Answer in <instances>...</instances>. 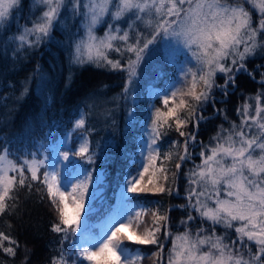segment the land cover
Returning <instances> with one entry per match:
<instances>
[{
	"label": "snow or ice",
	"instance_id": "1",
	"mask_svg": "<svg viewBox=\"0 0 264 264\" xmlns=\"http://www.w3.org/2000/svg\"><path fill=\"white\" fill-rule=\"evenodd\" d=\"M33 7L39 14L19 25L22 0H0V29L13 21L18 25V34L6 41L14 46V61L50 43L56 26L71 17L79 21L72 25L76 30L68 28L58 42L65 49L69 75L72 66L85 64L123 73L116 100L135 103L138 69L153 50L150 46L160 41L173 48L167 62L176 65V72L167 87L153 91L142 117L135 108L125 112V127L139 128L138 148L132 154L122 150L128 163L117 202L97 234L88 219L103 182L104 169L97 164L104 146L90 143L94 129L85 126L83 109L55 142L58 127L50 128L31 150L23 145L14 150L13 140L0 143V214L11 207L8 202L15 200L18 188L43 185L54 215L51 231L60 244L50 264H142L145 258L152 264H264V91L244 98L236 109L239 123L221 125L207 143L197 140L200 124L208 119L203 116L206 105L211 102L215 108L213 90L220 88L226 98L228 85L236 87V75L247 72L246 60L264 52V0H33ZM124 22L127 28L121 27ZM102 23L107 28L97 36ZM112 52L120 58H110ZM51 67L56 70L55 64ZM217 73L224 74L223 85L216 84ZM33 80L41 91L50 83L37 64L20 82L17 100L28 95ZM110 116V126L118 130L116 111ZM173 131L178 138L166 140ZM188 162L192 167L185 172ZM149 196L179 197L185 203L165 208L162 200ZM174 208L186 213L179 221L184 231L175 235L169 215ZM139 246H154L155 251L146 257ZM18 247L0 231V250L6 256L14 257Z\"/></svg>",
	"mask_w": 264,
	"mask_h": 264
},
{
	"label": "trees",
	"instance_id": "2",
	"mask_svg": "<svg viewBox=\"0 0 264 264\" xmlns=\"http://www.w3.org/2000/svg\"><path fill=\"white\" fill-rule=\"evenodd\" d=\"M16 29L17 25L14 21L11 26L0 29V143L13 140L14 150H19L21 145L31 150L50 128L58 127V131H53V142H55L63 137L64 127L71 126L68 123L69 120L76 118L78 110L83 109L86 114L85 126L94 129L88 136L90 143L95 145L96 142H102L104 146V153L97 164V167L104 169L103 182L99 185V193L93 205L96 209L88 219L92 233L97 234L96 224L102 221L115 205L114 197L118 193V184L127 167L128 161L124 159L122 150L132 154L138 148L139 128L138 126L125 127V112L128 108H135L139 116L144 115V107L151 98L147 92L148 86H145L144 81L137 85L134 93L135 103L129 106L123 100L115 99L124 85L121 72L85 64L72 66L71 75H69L65 49L58 43L63 36L56 30L53 40L46 46L42 45L40 49L28 53L26 58L14 61L12 57L14 46L6 44V36L13 32L17 34ZM182 57L183 55L179 56V58ZM37 64L41 66L42 72L48 77L50 83L41 91L36 89V81L33 80L28 95L22 100H17L16 97L22 91L20 82L31 75ZM53 64L56 65L55 71L51 67ZM164 64L161 76L163 82L156 81V87L170 83L176 72L175 64L165 63V61ZM246 68L247 72L241 71L236 75V87L228 89L229 94L226 98L218 88L213 90L215 108L211 102L206 105L203 116L208 119L200 124L198 141L207 143L221 125L228 128L231 122L239 123L240 117L236 109L243 104L244 98L255 96L258 91H264V87L259 83L262 78L258 77L260 68L264 71V52L260 51L258 56L246 60ZM249 71L252 75L248 74L251 73ZM224 80L225 76L222 74L216 75L217 85H223ZM10 83L12 87H9ZM218 92L222 95L220 96ZM216 109L222 110L221 114L217 115ZM113 110L116 111L118 130L110 126V113ZM53 121L56 124L51 123ZM191 128L192 126L189 125V130ZM177 138L178 134L173 131L165 139L170 141ZM113 140L115 146L111 144ZM167 146V144L164 145L165 148ZM196 160L198 161L199 158ZM191 167V162L183 165L185 172ZM26 175L30 179V173ZM32 184L31 190L18 188L15 192V200L8 202L11 207L7 212L0 214V231L10 235L19 245L14 257L6 256L0 250V264H25V261L27 264H50L51 258L58 255L59 236L51 231L54 215L49 207L46 188L39 182H32ZM185 184L186 180L182 176L181 196H183ZM38 188L39 191H37ZM147 199L162 200L165 208L184 203V200L179 197L149 196ZM169 215L171 230L174 234H178L183 228L179 225V221L186 213L182 209L174 208ZM217 231L218 234L224 233V229L220 226H217ZM229 231L232 234V230ZM139 247L143 248L146 257H150L155 251L154 246L151 250H149L150 246ZM167 248L169 244L166 245L165 253ZM147 261L150 263L151 259L147 258L145 263Z\"/></svg>",
	"mask_w": 264,
	"mask_h": 264
},
{
	"label": "rangeland",
	"instance_id": "3",
	"mask_svg": "<svg viewBox=\"0 0 264 264\" xmlns=\"http://www.w3.org/2000/svg\"><path fill=\"white\" fill-rule=\"evenodd\" d=\"M33 13H35L37 15L39 14L37 12L36 8L33 7V0H22V13H17V16L19 17V16L22 15L23 18H20L19 19L18 24L19 25H25L26 19L27 18H30V16ZM106 19H108V18H106ZM254 19H255V17H254ZM126 20H127V18H126ZM14 22H16V21H14ZM73 23L78 24L79 21H75L74 22L71 19V17H68L65 20V25H59L58 24L56 26V28L53 30L52 36H53L55 30L56 31H60L62 33L63 38H60L59 41H64L65 34H66V31L68 30V28H71L72 31H75L76 30L74 27H72ZM16 25H17V22H16ZM17 27H18V25H17ZM121 27L127 28V22L122 23L121 24ZM106 28H107V24L106 23H102V24L98 25L97 26V29H96V35L97 36H103L104 35V31H105ZM16 31H17V29H16ZM13 34H14V32L13 33H9V35L6 36V39L8 38V36L13 35ZM82 34H83V32L81 31V35ZM166 45H167V42L166 41H160L156 45L150 46V47L153 48V50L146 56L145 60L142 62L141 68L138 69V72L140 73V75L138 76L137 81H136V84H135V87L133 89V93H132L133 96H134V93L136 91L137 85L141 81H144L145 86H148L147 92H148V94H149L150 97L152 96V93H153L154 90H156V89H163V88H165V87L168 86L169 83H167V84L164 83L165 85L162 84V85H164L163 87H162V85L159 86V87H156L155 86V82L156 81L163 82V79L161 78V76L163 75L162 71H163V67L165 65L164 64V61L166 63L167 62V58L170 57L173 54V48L167 47ZM259 52L260 51L258 50L256 55H254L252 57H249L247 60L252 59L255 56H258L259 55ZM65 55H66V53H65ZM177 55H178V58H179V56H181L182 54H177ZM109 56H110V58H114V59H119L120 58L119 57V54H117L115 52L110 53ZM179 59L182 60L183 57L182 58H179ZM259 71L260 72L258 74V77L260 76L262 78L261 74L264 73V71H262L261 68H260ZM249 72H251V71H249ZM217 74H222V73H217ZM222 75L224 76V74H222ZM124 79H125V76L123 74V82H124ZM231 87H232V85H229L228 86V89H231ZM218 89L221 90L220 88H218ZM219 95L221 96L222 94L219 93ZM131 104H133V103H131V102L128 103L129 106H131ZM62 138H60V139H62ZM196 151L198 152L199 149H196ZM196 158H198V157H196ZM198 162H199V160L197 161V163ZM98 193H99V190H98ZM114 202L116 204V202H117V194L114 197ZM184 203H185V201H184ZM95 209L96 208L93 207V211L91 213H93L95 211ZM105 218L102 221H100V222H98L96 224L98 226V232H99L100 226H102ZM88 223H89V220H88ZM193 230H195V228ZM183 231H184V229L181 228V231L180 232H183ZM92 234L95 235L94 233H92ZM231 237H232V239H235L234 231H232ZM167 244H169V248H170L171 247V241L170 240L169 241H166V245ZM250 247L253 249V251H255V245L254 244H250ZM152 248L153 247L150 246L149 247V250H151ZM166 255H167V253H165V256ZM146 260H147V258L143 261L142 264H144ZM85 264H86V262H85ZM145 264H152V261H150V263H149V261H147Z\"/></svg>",
	"mask_w": 264,
	"mask_h": 264
}]
</instances>
